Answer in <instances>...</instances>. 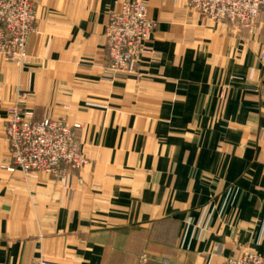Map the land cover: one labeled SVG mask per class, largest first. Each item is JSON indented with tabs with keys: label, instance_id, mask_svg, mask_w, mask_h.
Wrapping results in <instances>:
<instances>
[{
	"label": "crops",
	"instance_id": "obj_1",
	"mask_svg": "<svg viewBox=\"0 0 264 264\" xmlns=\"http://www.w3.org/2000/svg\"><path fill=\"white\" fill-rule=\"evenodd\" d=\"M130 0H33L26 58L0 54V264H226L264 257V28L145 0L137 74L107 76ZM226 96L222 97V90ZM77 125L64 179L14 167L10 107Z\"/></svg>",
	"mask_w": 264,
	"mask_h": 264
},
{
	"label": "built area",
	"instance_id": "obj_2",
	"mask_svg": "<svg viewBox=\"0 0 264 264\" xmlns=\"http://www.w3.org/2000/svg\"><path fill=\"white\" fill-rule=\"evenodd\" d=\"M187 1L191 10L214 22H230L250 32L264 28V0ZM35 24L33 0H0V54L11 61L25 59L26 43ZM155 28L145 0H130L120 11L110 14L104 33L108 77L137 74L136 68L148 50L147 43ZM221 95L226 96L225 89ZM77 128L64 119L36 121L32 110L14 105L8 111L5 125L14 167L28 177L45 172L64 179L69 168H81L86 163ZM33 264L50 263L39 260ZM226 264H264V257L248 251Z\"/></svg>",
	"mask_w": 264,
	"mask_h": 264
},
{
	"label": "rangeland",
	"instance_id": "obj_3",
	"mask_svg": "<svg viewBox=\"0 0 264 264\" xmlns=\"http://www.w3.org/2000/svg\"><path fill=\"white\" fill-rule=\"evenodd\" d=\"M13 107V106H12ZM11 108V107H10Z\"/></svg>",
	"mask_w": 264,
	"mask_h": 264
}]
</instances>
